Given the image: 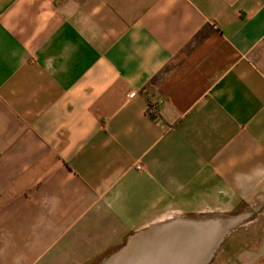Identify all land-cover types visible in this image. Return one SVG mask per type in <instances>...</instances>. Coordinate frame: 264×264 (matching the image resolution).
<instances>
[{"label":"crops","instance_id":"obj_1","mask_svg":"<svg viewBox=\"0 0 264 264\" xmlns=\"http://www.w3.org/2000/svg\"><path fill=\"white\" fill-rule=\"evenodd\" d=\"M204 215L264 264V0H0V264Z\"/></svg>","mask_w":264,"mask_h":264},{"label":"water","instance_id":"obj_2","mask_svg":"<svg viewBox=\"0 0 264 264\" xmlns=\"http://www.w3.org/2000/svg\"><path fill=\"white\" fill-rule=\"evenodd\" d=\"M239 217L174 218L132 235L101 264H210Z\"/></svg>","mask_w":264,"mask_h":264}]
</instances>
